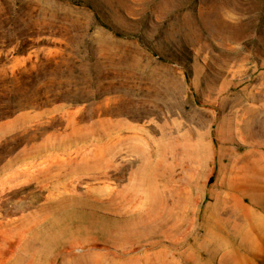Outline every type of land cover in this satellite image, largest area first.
Instances as JSON below:
<instances>
[{
	"label": "rangeland",
	"instance_id": "374dc122",
	"mask_svg": "<svg viewBox=\"0 0 264 264\" xmlns=\"http://www.w3.org/2000/svg\"><path fill=\"white\" fill-rule=\"evenodd\" d=\"M245 207L264 0H0V264H264Z\"/></svg>",
	"mask_w": 264,
	"mask_h": 264
},
{
	"label": "bare ground",
	"instance_id": "6f19581e",
	"mask_svg": "<svg viewBox=\"0 0 264 264\" xmlns=\"http://www.w3.org/2000/svg\"><path fill=\"white\" fill-rule=\"evenodd\" d=\"M244 219L247 222L248 226L250 225V229L249 231H258V233L260 234L261 229L264 226V221L263 219H261L260 217H258L256 215V213L251 210L250 208L245 207L244 208ZM218 229H222V226L220 223L217 224ZM248 234V233H247ZM225 261H227V259H234V261L238 262H243L245 259V256L243 254H241L240 252L237 251V249L234 250V252H229L226 256H225Z\"/></svg>",
	"mask_w": 264,
	"mask_h": 264
}]
</instances>
